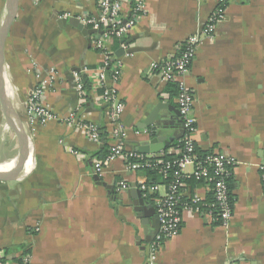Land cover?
I'll use <instances>...</instances> for the list:
<instances>
[{
    "label": "crops",
    "instance_id": "1",
    "mask_svg": "<svg viewBox=\"0 0 264 264\" xmlns=\"http://www.w3.org/2000/svg\"><path fill=\"white\" fill-rule=\"evenodd\" d=\"M7 1L0 0V26ZM215 2L147 0L136 25L109 45L121 61L120 77L115 80L108 73L106 84L116 89L125 106L118 122L127 130L126 149L138 151L156 126L163 137L183 133L174 124L177 95L170 94V83L162 84L153 64L176 54L177 44L204 25ZM124 11L130 14V3ZM226 12L214 38L199 46L186 82L195 95L198 152L225 151L237 159L229 225L215 221L205 205L213 199L211 185L186 180L183 197L198 196L202 210H183L180 234L164 241L150 263V245L158 233L156 204L166 185L158 179L159 192L145 195L140 185L153 181V176L145 168L130 169L122 157L105 165L98 183L93 161L103 143L55 119L37 125L33 133V169L18 172L16 180L0 179L4 264H264V189L259 168L264 164V0H234ZM98 13V0H20L4 61L8 94L26 127V101L39 81L37 73L46 77L55 68L57 79L43 95L45 104L59 117L75 112L76 120L97 125L102 139L107 132V144L113 142L114 124L100 91L92 88L82 99L73 76L81 71L93 77L102 68L105 55L96 46L99 32L84 34L65 22ZM161 103L167 106L146 126ZM179 140L148 155L179 156ZM18 154V137L7 125L0 102V170L10 169ZM120 180L130 188L136 185L147 203L135 204L139 197L134 198L130 188L118 190ZM153 231L155 236L149 234ZM26 254L29 263L23 260Z\"/></svg>",
    "mask_w": 264,
    "mask_h": 264
},
{
    "label": "built area",
    "instance_id": "2",
    "mask_svg": "<svg viewBox=\"0 0 264 264\" xmlns=\"http://www.w3.org/2000/svg\"><path fill=\"white\" fill-rule=\"evenodd\" d=\"M146 1L98 0L99 13L97 16L81 15L78 18L83 24L100 31L96 46L103 51L105 61L102 68L93 77L89 78L92 88L100 91L102 100L108 105L106 114L114 124L112 131L113 142L110 145L111 152L103 161L99 158L94 159L93 168L95 173L101 174L108 162L116 157H122L126 160L130 169L151 168L157 170L167 180L163 182L166 185V192L156 204L160 227L150 245V255L148 257V261L153 263L164 241L180 234L183 210H202L204 203L196 195L191 197L190 202L183 201L182 187L185 185L186 179L203 180L211 185L214 201L208 204L205 203V205L210 209L215 221L220 222L221 225L228 226L234 213V202L228 180L232 175L237 159L233 155L219 150L211 151L203 156L198 154L196 144L198 128L197 118L194 113L195 95L186 82V76L190 72L199 46L205 39L214 38L219 23L227 17L228 4L234 0H215V7L204 25L177 44L178 52L153 64V68L160 77L162 84L175 83L178 88L177 101L184 125V134L179 140L181 146L178 145L180 155L169 159L125 148L127 130L122 123L118 122L125 106L118 100L116 89L106 84L108 73H111L112 78L115 80H118L121 75V61L116 57L115 51L109 45L115 38L123 37L136 25L145 14ZM126 3L131 4V11L128 16L124 11ZM83 75L81 71L73 73L75 87L82 99L88 93L85 88ZM37 77L39 81L26 101V113L30 131L34 133L37 130V125H44L52 120L62 119L75 125L92 141L98 144L103 143L97 125L79 119L76 120L75 112H70L68 116L59 117L45 104L43 95L53 81L57 79L56 69L51 68L46 77L42 75V72L38 71ZM74 152L77 153L76 150ZM189 166H192L191 171L187 170ZM259 168L264 189V164H261ZM160 187L161 184L154 181L143 182L140 185V189L145 195L159 192ZM117 188L118 190H126L130 188V184L125 180H120ZM39 230L40 228L36 227V231ZM2 257L3 254L1 253L0 264H4ZM23 260L25 263H29V254H26Z\"/></svg>",
    "mask_w": 264,
    "mask_h": 264
},
{
    "label": "water",
    "instance_id": "3",
    "mask_svg": "<svg viewBox=\"0 0 264 264\" xmlns=\"http://www.w3.org/2000/svg\"><path fill=\"white\" fill-rule=\"evenodd\" d=\"M19 6H20V0H8L7 1V11L3 18L1 26H0V102H1L3 113L6 118L7 125L16 133L18 137V141H19V154L17 158L15 159V161L13 162V165L10 169L0 170L1 180L18 179L19 178L18 172L25 170L26 173H29L33 169L34 162H35V148H34L33 133L30 131V128L26 127L25 123L22 121V119L20 118V116L18 115V113L16 112L15 108L12 105L11 99L8 94V77H7L5 61H4L5 44L10 34V31L12 29V26L18 17ZM65 22L72 23L74 26L81 29L84 34H90L94 32L100 33V31L96 29H89V27L83 24L77 17L66 20ZM166 106H167L166 103H161L160 105H158V107H156V109L154 110V113L151 116L150 121L147 123L146 126L151 124V121H153L156 118V116H158L161 109L165 108ZM176 111H177L178 117L174 121V124H177L179 127L181 126L182 127L181 132L184 133V125H183L182 118L180 116L179 111L178 110ZM159 127L160 126L158 127L156 126L155 128L152 129V131L150 132L151 138L143 141L138 146V149H137L138 152L144 153V154H157L161 151L166 150L172 144L174 140L180 139L183 135V133H181L180 135L176 133L175 135L170 136V137H163L161 136ZM94 178L96 179L98 183H102L101 176L99 174L95 173ZM130 191L133 192L134 198H136V194L139 197V202H137L135 199V204L140 203L144 205L145 203H147V201H145L141 197L142 193L138 190L136 185L131 187ZM155 216L158 220L157 214ZM159 226H160V223L158 220V229H159ZM157 231L150 232L149 234L153 236L154 234L157 233Z\"/></svg>",
    "mask_w": 264,
    "mask_h": 264
},
{
    "label": "trees",
    "instance_id": "4",
    "mask_svg": "<svg viewBox=\"0 0 264 264\" xmlns=\"http://www.w3.org/2000/svg\"><path fill=\"white\" fill-rule=\"evenodd\" d=\"M83 79H84V84H85V88H86V90H87V92L89 93L90 91H91V89H92V83H91V80H90V78L86 75V74H84L83 75ZM168 87H169V90H170V94L172 95V96H175V95H177L178 94V88H177V85L175 84V83H170L169 85H168ZM108 107V105L106 106V108ZM104 137L106 136H109V134H107V132L105 133H103L102 134ZM102 137V136H101ZM106 137L105 138H103L102 140H103V146L98 150V152L96 153V156L100 159V160H105V158L109 155V153L111 152V149H110V143L109 144H107L108 143V139H106ZM176 145L178 146V145H180L181 146V144H180V141H178L177 143H176ZM198 151V150H197ZM198 154L200 155V156H203L204 154L201 152V151H199L198 152ZM172 157H178V155H172V154H164L163 155V158L164 159H169V158H172ZM147 171L149 172V174L150 175H152L153 176V181L154 182H158L159 180L158 179H161V181L162 182H166L167 180L166 179H164L163 178V176L157 171V170H154V169H151V168H147ZM186 180H188V181H190V180H192V181H197L196 179H194V178H189V179H186ZM202 181V180H201ZM229 187H230V189L232 190L233 189V173H232V175L230 176V178H229ZM233 192V191H232ZM190 200H191V197H187V198H184L183 197V201H188V202H190ZM232 200H233V202H234V200H235V196H234V194L232 193ZM214 201V196H213V199H211L210 200V202L209 203H212ZM204 207V206H203ZM26 252H27V250H26ZM20 262L22 263V261L20 260Z\"/></svg>",
    "mask_w": 264,
    "mask_h": 264
},
{
    "label": "bare ground",
    "instance_id": "5",
    "mask_svg": "<svg viewBox=\"0 0 264 264\" xmlns=\"http://www.w3.org/2000/svg\"><path fill=\"white\" fill-rule=\"evenodd\" d=\"M30 163V162H29Z\"/></svg>",
    "mask_w": 264,
    "mask_h": 264
}]
</instances>
